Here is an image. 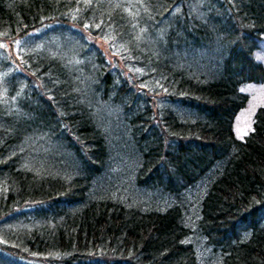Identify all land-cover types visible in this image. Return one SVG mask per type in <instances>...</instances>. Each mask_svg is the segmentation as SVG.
<instances>
[{
  "label": "trees",
  "instance_id": "obj_1",
  "mask_svg": "<svg viewBox=\"0 0 264 264\" xmlns=\"http://www.w3.org/2000/svg\"><path fill=\"white\" fill-rule=\"evenodd\" d=\"M126 1L0 0V221L14 226H0V264H264V105L244 135L232 130L239 84L263 76L253 51L264 0ZM161 18L171 28L158 35ZM83 22L124 44L117 53L141 74H109L89 43L86 64H73ZM153 92L178 110L153 107ZM108 118L126 128L123 152ZM58 144L68 150L44 162L50 171L26 164ZM119 151L131 155L115 186Z\"/></svg>",
  "mask_w": 264,
  "mask_h": 264
},
{
  "label": "rangeland",
  "instance_id": "obj_2",
  "mask_svg": "<svg viewBox=\"0 0 264 264\" xmlns=\"http://www.w3.org/2000/svg\"><path fill=\"white\" fill-rule=\"evenodd\" d=\"M124 1L127 2L126 0H124ZM192 2H194L195 4H198V5L201 4V0H192ZM117 4H118V0H114L113 7L117 6ZM155 7L158 8V5H155ZM84 10H85L84 12H88L89 9H84ZM103 11H106V9H103ZM82 16L86 17L83 14H82ZM167 23L168 22H166V20H164V19L159 20L158 21L159 26H157L156 34L159 35L160 33H164L165 30L170 29L171 26L168 25ZM75 27L77 28V30L79 32H81L82 34L86 35V37H85L84 40H83V38L81 40L83 42V43H81L82 47L81 46L80 47L77 46V48L74 49L75 51L74 50H73V52L69 51L70 55L69 54L68 55L71 57L70 61L73 62V64H76V63L81 64L82 67H83L86 57H83L84 53H82L81 50L85 49L84 48L85 45H86V47H88V43H89L90 47L95 49L94 51H96L97 53L102 51V53H104L106 55V57H108L107 58L108 59V64L107 65H108L109 69H106V70L109 72V74L113 75L111 69H112V66L115 63L113 60H116V55H113V53L120 51L121 48L125 49L126 46L123 44L122 47L116 48V49H114L113 52L109 53L108 45H107L108 41H106V40L103 41L104 39L101 40V39L98 38V36L95 37V35H93V34L88 35L89 33L86 32L87 29L83 25L79 26V24H77ZM77 30L71 31L72 33L71 32L70 33L75 35V32ZM71 34L68 35L69 38L68 37L65 38V42H68L70 39H73V36H71ZM100 37L104 38V37L101 36V34H100ZM93 38H94V40L92 42ZM5 48L7 49L8 46H5ZM99 48H101V49H99ZM93 49H92V52H93ZM118 54L120 56L122 54H126V56L128 55L123 50H121V52H119ZM3 57L4 56H1L2 60H4ZM254 57H255L256 60H258L259 62L262 63L263 70H264V34L259 39L257 47L254 50ZM1 59H0V62H1ZM5 60L9 61L7 58H5ZM202 60L203 61L201 62L199 67L205 68L204 66H206L207 63L211 62L210 57L207 58L205 56H202ZM117 61L118 62L121 61V59L118 56H117ZM15 63H16V61H15ZM118 64H121V63H118ZM206 67H209V65H207ZM117 68H118V71L122 72V70H121L119 65H117ZM135 70H138V68L135 67ZM83 73H82L81 70H79V72L77 73L79 75V77H78V79L76 78L75 80L79 84H81L83 82V79H85V80L88 79V75L90 74L89 66H84ZM263 75H264V72H263ZM33 76H34L33 74L29 73V82L32 85L31 88H30L31 91L36 90V86L33 85V81L35 79ZM2 83H3V80H1V77H0V87H2ZM87 84H88V88L85 91H89V86L91 85V79H89V83H87ZM239 88L241 89V91H243V92H245L247 94V100L245 101V104L243 105V107H241L238 110L236 116L234 117V121H233V126L232 127H233L234 132L237 133V135L241 136V135L245 134L247 129H249L250 124H251V120H252V115H253L255 109H257L261 105H264V76L261 79H255V80L242 82L239 85ZM0 93H2V92H0ZM159 94H160V92H158V93L153 92V94H151V93L148 94L149 97H150L148 99L149 103L150 104L154 103V104H151L153 107H155L156 103H158V104H161L164 107H169V108L172 107L173 110H175V112L178 110V106L177 105H174V107H173L171 105V103H169L168 101L164 100L162 97H161V99H156L155 100V98L158 97ZM85 95L88 97L89 94L85 92ZM153 100H154V102H152ZM0 104L5 106L6 108H8L9 102H6L4 100L2 94H0ZM89 105H91V103L87 104L88 107H89ZM94 106L96 108L95 116H97V112L100 113L101 108H99L95 104H94ZM102 111H104V110L102 109ZM111 115H113L115 117H119V116H116V110H115L114 107H113V110L111 112ZM103 127L105 129H109L110 128V130H112L114 132V134L117 137L118 144L120 143L118 146H119V148L121 149L122 152L125 151V149H122V148L129 147V145H127V143L124 140V138L127 139V137L125 136L126 135V133H125V129L126 128L123 125V123H120V121H118L116 118L113 119V120H111V118H108L106 121L103 122ZM61 137H63V136H61ZM58 138L59 137H55V136L52 137V139L54 141H56ZM61 147H63L64 149L61 148ZM66 150H68V149H66L65 146L58 147V151H55L54 154L52 153V156L54 157L53 159L51 157H49V158H45L44 160H42V158H37L35 160V154H34L33 157L29 156V160L27 159L28 161H26V164L29 167H31L33 170H36V171H39V170L43 171V172L50 171L49 169H47V166L44 165V162L45 161H50L51 163H54V166L56 167L57 164H60L62 162V160H65L64 158H65V155H66ZM67 153H68V151H67ZM124 154L127 155L126 153H123V155H122L120 153V151L118 153V155L120 156L121 159L117 160V163H116L117 166L115 168H117V169L121 168V169H119L121 172H119V176H117V178H119V179L113 178V179H117V180H115V183H114L115 186H118L120 184L122 185V183L124 182L125 177L124 176L122 177L120 174H122L123 171L125 172L127 170L128 166H129V162H130L129 161L130 160L129 157H130L131 153H129L128 156H124ZM39 160H42L43 162L40 163ZM53 173L56 174L57 172H53ZM100 181L101 182L99 183V188H102V190H104V188H105V185H104L105 184V179L101 178ZM188 189H189L188 193L185 194V197H186L185 200H187L189 198V195H192L195 192L196 186H194V187L189 186ZM159 200L160 199H157V200H154L153 202H150V203H151V205L152 204L156 205ZM16 212H17L16 215L18 213L21 214V211H16ZM6 223H8L6 220L0 221V226H2L3 228H7V229L14 227V226L6 225ZM189 242H191V241H189ZM199 247L200 246H198V247L196 246V248L199 251V255L203 259V263H205L206 261H209L210 257H211L210 252H209V248H205V247L199 248ZM18 255H20V253Z\"/></svg>",
  "mask_w": 264,
  "mask_h": 264
}]
</instances>
